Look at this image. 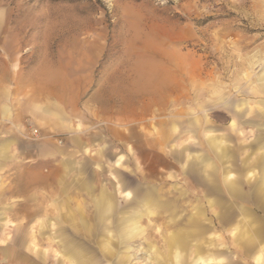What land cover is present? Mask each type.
Here are the masks:
<instances>
[{"label": "rangeland", "instance_id": "obj_1", "mask_svg": "<svg viewBox=\"0 0 264 264\" xmlns=\"http://www.w3.org/2000/svg\"><path fill=\"white\" fill-rule=\"evenodd\" d=\"M263 72L264 0H0V264H259Z\"/></svg>", "mask_w": 264, "mask_h": 264}, {"label": "bare ground", "instance_id": "obj_2", "mask_svg": "<svg viewBox=\"0 0 264 264\" xmlns=\"http://www.w3.org/2000/svg\"><path fill=\"white\" fill-rule=\"evenodd\" d=\"M172 79H173V77H169V80H168V82H167V84H165L164 86H163V88H164V90H165V92H166V101H167V98L169 97V95L170 94H172L174 91H176L177 90V86L175 87L174 86V84H172ZM263 80H264V72L262 73V75L260 76V81H262L263 82ZM178 81V80H177ZM179 82V81H178ZM171 97V96H170ZM169 99V98H168ZM168 102V101H167ZM169 103H171V102H169ZM211 142L213 143V144H215L216 143V141L214 140V138H211ZM249 174L250 175H252L253 174V171H251L250 169H249ZM228 178H233L234 177V174L232 173V172H229L228 173ZM263 181H264V179H263ZM230 187L231 188H235V182H234V180L233 179H231L230 180ZM130 194L131 193H129L128 192V195L130 196ZM260 196H261V198H260V200L261 201H263V202H261L263 205H264V182L261 184V187H260ZM101 206H102V204H101ZM111 204H108L107 206H106V209L107 210H110L111 209ZM233 234H235V235H238V236H240L241 238H242V240L241 241H247V243H251V241L253 242L254 240L252 239L253 237H252V235L250 234V231H248L247 230V228H240L239 226H237V227H235V232L233 231ZM259 234L261 235V237H260V239L258 240V242H259V244H263L264 243V226H260L259 227ZM263 235V236H262ZM177 240H178V238H177ZM176 240V241H177ZM175 241V242H176ZM256 247H254V248H252V250H250V252H254V253H257V255H256V257H255V260L257 261V263H259V264H263V263H261V262H263L262 260H263V254H264V249H262V248H260V249H255ZM176 257H177V259H178V263L177 264H183V259H182V255L180 254V253H178L177 255H176ZM196 257H197V260H201V262H202V264H210V262H209V260H211V257H210V255H204V254H202V252L201 251H198L197 252V254H196Z\"/></svg>", "mask_w": 264, "mask_h": 264}, {"label": "crops", "instance_id": "obj_3", "mask_svg": "<svg viewBox=\"0 0 264 264\" xmlns=\"http://www.w3.org/2000/svg\"><path fill=\"white\" fill-rule=\"evenodd\" d=\"M259 77H260V75H259ZM259 77H258V80H259ZM259 82L262 83L260 80H259ZM3 112L6 113V110L4 109ZM5 154H6V152L4 151V149H3V150L1 149V150H0V155L2 156V158L5 157ZM103 200H104V199H101V203H103ZM102 247H103L104 249H107V248H108V247L105 245V242H104V241H103ZM109 249H111V248H109Z\"/></svg>", "mask_w": 264, "mask_h": 264}, {"label": "built area", "instance_id": "obj_4", "mask_svg": "<svg viewBox=\"0 0 264 264\" xmlns=\"http://www.w3.org/2000/svg\"><path fill=\"white\" fill-rule=\"evenodd\" d=\"M36 132V131H35Z\"/></svg>", "mask_w": 264, "mask_h": 264}]
</instances>
